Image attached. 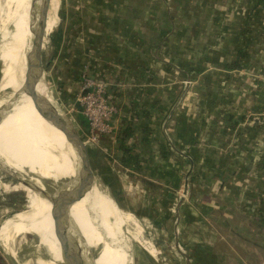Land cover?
I'll use <instances>...</instances> for the list:
<instances>
[{"label": "crops", "instance_id": "obj_1", "mask_svg": "<svg viewBox=\"0 0 264 264\" xmlns=\"http://www.w3.org/2000/svg\"><path fill=\"white\" fill-rule=\"evenodd\" d=\"M56 10L57 2L51 0L50 31L56 24ZM62 11L63 31L58 37L65 43L75 35L78 58L69 60L70 66L75 67L69 68L70 75L65 80L62 90L65 98L76 97L80 91L78 76L86 68L91 78L108 84L110 101L118 109L112 119L113 132L96 144L105 158H95L97 168L104 165L103 170L108 172L104 175L100 171L99 178L107 188H112L114 201L120 205L124 200H132L137 190L150 203L149 209L159 205L155 212L161 222L170 218L172 203L177 202L174 228L187 218L183 212L187 209L196 226L213 228L210 234L217 236L222 234L215 221L227 225V218L235 217L236 230L232 231L242 246L227 245L228 251L237 249V264H264V171H257L260 159L256 157L258 153L264 154V147H256L257 139L250 145L255 147L247 148L243 137L246 128L243 122L247 117L264 113V0H62ZM66 48L63 45L62 56L69 58ZM57 53L51 58H57ZM56 60H51L53 65ZM185 79L191 80V86L181 83ZM47 103L50 115L62 121L63 114L48 93ZM65 104L71 103L65 101ZM75 116L82 117L80 110L75 109ZM166 127L172 142L166 135ZM79 129L87 133L85 120L79 123ZM58 132L61 134L58 147L71 150L61 124ZM2 141L0 128V161L9 166L1 158ZM35 150L38 164L50 154V161L44 163L48 170L67 171L57 151L46 140L45 127L38 134ZM228 169L233 171L227 172ZM246 170L257 173L252 178L259 189L252 195V213L248 205L228 203L234 196L223 194L225 186L239 187L245 183L242 173ZM191 171L195 180L188 190ZM206 172L221 174L225 185L213 191L220 181L206 177ZM201 184L209 185V190L204 197L199 192L196 197ZM94 189L98 187L93 185L85 197ZM181 192L186 194L185 198ZM187 200L190 210L184 205ZM44 201L41 199L40 203ZM114 201L110 198L106 208L108 218H114V224L119 227L113 235L104 222L102 230L111 236L108 242L111 258H106L102 249L96 258H91L84 249L86 264L130 263L124 230L123 236L119 233L130 215L122 213ZM125 204L123 208L128 209ZM214 204L225 205V210L231 208L232 212L218 210ZM68 214L71 227L94 215L76 214L70 208ZM213 214L221 220L211 217ZM147 217L159 224L151 210ZM78 238L84 247H100L96 240L82 235ZM174 238L176 243L181 240L180 235L175 234ZM215 240L221 239L215 235ZM245 247L251 249V256L241 252ZM176 250L186 264H220L212 257L210 246H194L188 256L177 247Z\"/></svg>", "mask_w": 264, "mask_h": 264}, {"label": "rangeland", "instance_id": "obj_2", "mask_svg": "<svg viewBox=\"0 0 264 264\" xmlns=\"http://www.w3.org/2000/svg\"><path fill=\"white\" fill-rule=\"evenodd\" d=\"M14 1L15 0H0V46L1 47L3 45V41H2L3 34L5 32H13L12 18L14 16L15 11H17L16 8H14ZM20 1H24L21 3L25 4L26 6L24 5V7L27 8L24 13V19L30 24H32L33 21L34 24H37V18H38V7L36 10L37 3L34 0H20ZM56 2H57V10H56L57 19L55 26L50 32L49 29L51 27V24H50V16L48 13L46 32L49 33V35L46 38V44L42 53V68L45 73L44 75H45L46 85L48 86L50 94L53 97V100L55 101L57 107L62 111L64 116L71 121L75 130L78 132L80 138L84 142L87 133L83 134L80 131L79 122L77 121V117L75 116V109L79 111V107L77 108L75 98L72 97L65 98V93L62 92L63 87L66 84L65 80L70 75L69 68L71 66L75 67L74 64H71L70 66V62L72 61L70 60V57H74L73 58L74 60L78 59L76 57L77 41L75 39V35L74 36L71 35L70 37L71 41H65V43L63 42L64 43L63 44L61 42V38L58 37L60 33V26L62 23L63 11H62V0H56ZM75 16L76 15L74 14L72 18H74ZM53 41H56V43H54ZM13 42L10 50L11 63L10 65H8V69L11 74L13 83L12 85H10L9 88L4 85L1 79V70L3 68V62L0 53V89H1L0 103L4 106H7L8 104H10L11 106V109L7 113L6 117L0 123V128L2 131V139H3L1 144V154H2L1 158L6 163L9 158L10 148L12 146L15 127L17 125L21 112L24 110L25 106L27 105L30 99L27 98L24 104L20 106L11 103L10 95L16 90L20 89L22 85L24 79L25 63H26L25 56L20 51H18L19 46L15 43L14 40ZM57 44L60 45L63 44L65 46L67 45L66 50L68 53L66 51L65 52L67 54H70L68 56L69 58L62 56L63 45L61 47H57L56 46ZM23 47L24 46H22V49L27 54L28 50L25 47L24 48ZM56 51H58V53ZM54 52L57 53L58 60H56L55 64L53 65L51 60L57 59V58H51V55H53ZM48 62L49 64L51 63L52 66L47 67ZM188 82H190V85H188L189 84ZM181 83L186 87H189L192 84L191 80L189 79L181 80ZM47 92L48 91H46V87H44V90L42 91V96H44V98H46ZM65 101L70 102L71 104L67 105L65 104ZM74 103L76 106L74 105ZM70 109H72V111ZM250 118H252L253 120ZM260 118H262L263 120H259ZM258 121L261 122L259 123ZM62 123H61L62 131H65L66 126L63 125ZM243 123L245 125L244 127H246L243 131L244 132L243 137L246 139L248 144V145L246 144V147L247 148L255 147L250 145L252 144V142L256 141L257 139H259V141H257L258 146L256 147H264V124H263L264 113H259L257 115H250ZM44 127H45L44 122L37 125V137L40 131L43 130ZM165 131H166V135L167 134L169 135L168 131L170 132V130H167V127L165 128ZM168 139H170V141L172 142V137L170 135L168 136ZM85 147L87 149V153L89 156L90 167L96 177V184L99 188L94 189L90 196L83 197L81 200L71 205L70 209L72 210V212L83 216L86 215L88 216L92 214L94 215L82 221L79 225H76L74 227H69L68 234L76 238V234H78L79 232L78 235L85 236L88 238V240H96L97 242H100L98 243L100 246L99 249L98 248L89 249L88 247L85 249L91 254L90 256L91 258H96V256L98 255V251H101V249L105 251L106 258H111V254L109 252L110 248L108 246L109 245L108 242H110L111 236L109 232L102 231L104 230L103 223L104 222L107 223L112 234L115 231V229L116 230L118 229L119 226L114 224L115 221L114 218H110V219L108 218L109 213L106 208V205L109 203L110 198L114 201L113 199L114 196L112 195V190H111L112 188L111 187L107 188L108 186H106L105 183L103 184V182H101L99 178L100 173L104 169L103 168L104 165H102L98 169L96 160L100 159L101 157L102 159L105 157L100 154V151H98L96 145H85ZM231 148L233 147H229V149ZM57 153L59 155L58 159L61 158L63 160L64 164L66 165L67 171L63 168H57V167L56 168L58 170L57 169L48 170L47 166L44 163L50 161V157H51L50 154H46L43 160L40 159V164H38L39 161L37 159H34V163H33L37 169V175L39 179L42 181L45 180L46 183H49L50 185L53 186H61L64 183H66L68 179L73 178L77 169L72 159L73 158L72 150H67V151L58 150ZM262 154L263 153L261 154L258 153L256 154V157H260ZM221 156L222 157L226 156V154H221ZM69 163L73 165L74 171L68 169ZM213 171L218 172V170L216 169ZM232 171L233 169H228L227 172H232ZM22 172L30 177H34V174L29 172L27 169H24ZM103 173L104 175H108V172L104 170ZM204 175L206 177H212L214 173L206 172ZM242 175H243L242 180L245 181V183L241 184V186L239 187L232 185L225 186L226 189H224L223 194L228 196H234L233 199L230 202H228L230 204H235L238 206L248 205V207H250L253 201L252 195L256 194L259 190L252 183V178H255V176H257V173H252V170L250 171L246 170L245 173H242ZM7 180L9 179L6 178L5 175H3L2 172L0 171V230L2 229L6 221H8V219L11 218L13 219V217L16 214L20 213V218L18 219L15 225L16 228L15 231L18 232V234L16 235L11 234V238L5 244L4 241L0 239V263L2 262L3 264H63L60 242L58 240L59 239L58 236H56L59 228H57L58 227L57 223L53 224L52 221L53 210L51 208V204L47 201L40 203V200L44 199L42 196L35 193L30 195V190H27L25 192L14 182L11 181L9 182ZM106 180L108 179L106 178ZM214 186H213V191H215ZM122 188L123 186H121V189ZM201 190H204L203 185L197 187L195 192L196 197L198 195V192ZM254 191L255 193L252 194V192ZM102 193L106 194L107 196ZM138 193L139 192H137L136 190V194L134 197L135 200L132 199V200L123 201L124 204L125 203L127 204L128 209L123 208L124 205L123 202L120 204L121 205L120 206L116 201H114L115 204L118 206V208L122 211V213L130 215V219L125 224L120 226V230H119L121 236H123L122 230H124V238L131 253V260L129 264H186L185 258L177 252L176 247L178 251L188 256L189 249L193 248L194 246L198 247L200 245L206 247L208 246L212 247V253H211L212 257L217 261L219 260L220 264H237L236 263L237 255H235L237 249L230 248V251H228L227 248L228 247L227 245L238 246V248L239 246H242V243L238 241V238H236V236L234 235H231L232 230H236L237 221L235 220L236 219L235 217L231 219L227 218L229 220V223H227V225H225L222 222L215 221L216 228L222 234V236H217V234L215 233L217 239L218 240L221 239L220 242L219 241L217 242L215 240V235L213 233L212 235L210 234L213 228L206 229L202 226H196V224H194L192 219L190 218L191 217L190 212H188V210L185 209L183 205L182 208L185 209L183 212H185L184 214L188 216L187 218L185 216L183 222L179 223L174 228L173 227L175 222L173 218L175 212L174 208L179 203L173 201L174 203H172L170 218H166V220L161 222L160 216H158L155 212L157 211V207L159 205L154 204L152 209L151 208L149 209L148 205L150 203L148 201H144V195L142 193L141 194ZM216 194H218V192H216ZM245 194L249 195L250 200L245 198ZM180 195H182V198L186 197L185 193H182ZM211 195L215 196L213 195V193ZM221 196L223 195L222 194L218 195V198H220ZM138 198L139 199L141 198L140 200L142 201L138 200ZM184 205L187 206L190 210L188 200L185 201ZM213 206H216L218 210H222V209L225 210V205L224 207H221L218 204H214ZM149 210H151V214L153 215V217L157 216L156 218L159 224L154 223L153 220L147 217ZM225 211L229 214L230 212H232L231 208H229L228 211L227 210ZM100 213L102 214V216L99 215ZM213 215L214 216L211 217H213L214 219L219 217L215 214ZM216 220H221V218H218ZM26 221H29L36 227L35 232H31V229L25 224ZM211 227L214 226L211 225ZM175 234L176 236L180 235L181 237L180 242L176 243V238H174ZM230 240L236 242L231 243ZM90 242L92 243V241ZM240 250L241 252H244L248 256L252 255L251 253L252 251L248 247H245L243 248V250L242 249ZM232 252L234 254H232Z\"/></svg>", "mask_w": 264, "mask_h": 264}, {"label": "bare ground", "instance_id": "obj_3", "mask_svg": "<svg viewBox=\"0 0 264 264\" xmlns=\"http://www.w3.org/2000/svg\"><path fill=\"white\" fill-rule=\"evenodd\" d=\"M34 1L37 3V5H36V10H37V7L39 6V2H38V0H34ZM21 2H24V1H20V0L14 1V8H16L17 11H15L14 16L12 18L13 32H5L3 34V36H2L3 45H2V47L0 46L1 47L0 53H1V58H2V62H3V68L1 70V79H2V82L4 83V85L8 88L13 83L11 74H10L9 69H8V65H10V63H11L10 50L12 47V42H13V40L15 41V43L19 46L18 51H20L26 58L27 54L22 49V46H24L29 52V49L31 47V42L33 40V36H34V32H35V27H36V24L33 23L34 21L32 22V24H30L24 19V13H25L27 8L24 7L25 4H23ZM44 87H46V91H48L47 93L49 94V97L51 98V100L54 102L56 109H58L61 112V110L57 107L55 101L53 100V97L51 96L50 91L48 89V86L46 85L44 73L39 72L35 81L33 82L32 86H31L32 97L31 96L29 97L23 93H20L21 94L19 96L20 99L13 103L14 105L20 106V105L24 104V102L26 101L27 98H30L27 105L25 106L24 110L21 112L19 120L17 122L15 133H14V138H13V142H12L13 144H12V147L10 150L9 158L7 160V164L12 169L9 166H6L5 163L1 161L3 163V165H5L6 167H8L9 169H11L13 171L15 170L17 172H22L24 169H27L29 172L34 174V177L36 179H33L32 181L35 182L38 186L40 185V183H39L40 179L37 175V169L33 164L34 159H38L37 155H36V150H35L36 141H37V125L41 124L43 122L45 123L46 140H47L48 144L50 146H52L56 151H58V150L59 151L60 150L61 151L70 150V149H65V148L60 149L58 147V144L61 140V134H59V132H58V129H60V125H57L56 121H55L57 119L55 117H53L52 115H50V110H49L50 106L47 103V96H46V98H44V96H42V91L44 90ZM18 90H20V89H18ZM18 90H16L15 92H13L10 95L11 103L13 101V98H12L13 95L15 93H17ZM10 107H11L10 104H8L7 106L1 105L0 111L2 110L4 112V113L2 112V114H5L6 111H4V110H6V108H10ZM7 113L4 115V117H2L3 119L6 117ZM65 119L66 118H64V115H63V120L61 122H63L62 124L66 126L65 136L74 139V135L70 131V124ZM66 141H67V139H66ZM68 144L70 145L69 142H68ZM70 147H71V150L73 152V154H72L73 158L72 159H73L77 169H76V173L73 176V178L68 179V181L70 183L79 184V185L85 187L88 190L83 195V197H85L92 190L93 186H90L89 182L84 181V177L78 172L79 157L71 145H70ZM68 169H71L74 171L73 165L69 163ZM25 191H27V190L25 189ZM32 194H33V192L30 191V195H32ZM69 208H68V210H69ZM57 215L58 214H54V212L52 213L53 224L57 223V226H59V225L61 226V222H60L59 217ZM19 218H20V213L16 214L13 217V219L12 218L8 219V221H6V223L3 225L2 229L0 230V239L2 241H4V244L7 243L8 240L11 238V234H15V235L18 234V232L15 231V229H16L15 225H16ZM25 224L31 229V232L36 231V227L32 223H30L29 221H26ZM69 227H71L70 224H69L68 228ZM68 236L71 238V241L75 243V245L80 246L82 258L84 260V257H83L84 251L83 250L86 249L87 247H84V245H82L77 234H76V238L70 236L69 234H68Z\"/></svg>", "mask_w": 264, "mask_h": 264}, {"label": "water", "instance_id": "obj_4", "mask_svg": "<svg viewBox=\"0 0 264 264\" xmlns=\"http://www.w3.org/2000/svg\"><path fill=\"white\" fill-rule=\"evenodd\" d=\"M50 3L51 0H39L37 24L35 27L33 40L31 42V47L26 55L24 79L20 90H18V92L13 95L12 103L20 99V93L32 97L31 86L38 73H44L42 68V53L46 44V38L49 35V33L46 32V28ZM10 109L11 107L3 110L6 111V114ZM2 112L3 111L1 110L0 122L3 120L2 117L5 115L2 114ZM54 117L57 119L55 120L56 124L60 125L62 123L61 120L57 118L58 116ZM64 118L66 117L64 116ZM65 120L70 124V131L74 135V139L70 137H66V139L79 157L78 172L84 177V181L89 182L90 186H97L96 177L90 167L89 156L85 144L80 138L78 132L75 130L71 121L67 118ZM0 171L3 175H5L6 178L9 179L7 181L14 182L17 186L22 188L23 191H25V189L30 190L31 192L42 196L47 202L51 204L54 214H58L57 216L59 217L61 226L59 225L57 227L59 230L57 229L58 233L56 236L59 238L58 240L60 242L63 264H86L82 258L80 246L75 245V243L72 242L71 238L68 236V226L70 224L68 208L79 201L88 190L79 184L70 183L69 181L61 186H53L49 183H46L45 180L42 181L38 179L39 183L41 184L38 186L32 181L33 179H36L35 177H30L23 172L13 171L3 165L1 161Z\"/></svg>", "mask_w": 264, "mask_h": 264}, {"label": "built area", "instance_id": "obj_5", "mask_svg": "<svg viewBox=\"0 0 264 264\" xmlns=\"http://www.w3.org/2000/svg\"><path fill=\"white\" fill-rule=\"evenodd\" d=\"M190 85V82H188ZM80 114L87 123L85 145H96L100 138L113 132L112 119L118 109L110 101L108 84L91 78L84 69L80 76V91L75 97Z\"/></svg>", "mask_w": 264, "mask_h": 264}, {"label": "trees", "instance_id": "obj_6", "mask_svg": "<svg viewBox=\"0 0 264 264\" xmlns=\"http://www.w3.org/2000/svg\"><path fill=\"white\" fill-rule=\"evenodd\" d=\"M62 30V26H60V31ZM63 31V30H62ZM49 32H50V29H49ZM61 34V33H60ZM59 34V35H60ZM81 72H82V70H81ZM80 72V75L78 76L79 77V80H80V76H81V73ZM87 74H88V72H87ZM252 119V118H251ZM253 120V119H252ZM259 120H263L262 118H260ZM77 121L79 122V123H82L83 124V122H84V120H82V117L80 118V117H78V119H77ZM259 123L261 122V121H258ZM264 124V123H263ZM122 137L124 138L125 136L124 135H122ZM123 138H121L120 139V142L122 143L124 140H123ZM122 140V141H121ZM169 148V147H168ZM259 159H260V162L258 163V165H257V171H264V154H262L260 157H259ZM230 175H233V173H231ZM184 178V177H183ZM210 179H217L218 181H220V182H218V183H220V184H215V186H214V189H216V190H218L219 188H220V186H222V185H225V183H226V181L225 180H223L222 179V175L220 174V175H217L216 176V174H214ZM194 180H195V176H194V173L191 171L190 172V174H189V178H188V180H187V186H188V190H190V186H191V184L194 182ZM224 181V182H223ZM204 186V190H201V191H199V193H200V195H203V197H204V195H206L205 193L209 190L208 189V186L209 185H204V184H201V185H199V186ZM210 187H211V185H210ZM247 196V198L249 199V195L247 194L246 195ZM245 209H246V207H245ZM247 209H249L248 211L250 212V213H252V210L254 209L253 208V206L252 205H250V207H248L247 206ZM245 217H247V216H245ZM252 221H253V219H252ZM231 235H234V236H236L237 234L234 232V231H232L231 232ZM0 264H3L2 262L0 263Z\"/></svg>", "mask_w": 264, "mask_h": 264}]
</instances>
